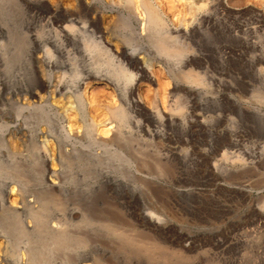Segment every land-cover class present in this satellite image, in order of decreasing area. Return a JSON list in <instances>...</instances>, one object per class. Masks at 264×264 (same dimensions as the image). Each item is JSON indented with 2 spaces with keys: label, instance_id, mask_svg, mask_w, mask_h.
Returning <instances> with one entry per match:
<instances>
[{
  "label": "rangeland",
  "instance_id": "1",
  "mask_svg": "<svg viewBox=\"0 0 264 264\" xmlns=\"http://www.w3.org/2000/svg\"><path fill=\"white\" fill-rule=\"evenodd\" d=\"M114 1L128 10L125 0ZM208 5H211L210 1ZM220 8L223 20L232 26L228 28L240 38L244 39L245 31L253 30L250 39L254 44H238L232 36L226 38L224 34L214 35L212 31L198 40L180 37L169 43L168 48L185 50V56L182 55L184 60L177 59L175 68L170 70L163 61L156 59L152 40L142 43L132 39L126 43L128 48L140 51L141 64L154 74L156 72L159 79V84L147 86L141 82L139 85L144 104L161 106L163 95L171 89L172 96H165L166 103L171 108L181 105V113L172 109L177 116H181L190 111L189 96L184 91L185 87H191L195 91L192 92L196 105L190 114L207 123V129L199 133L195 130L183 135L176 129L164 127L167 136H151L146 129L136 125L142 117L131 111L133 116L129 117L123 145L115 141L110 149L109 155L112 156L109 163H115L117 178L127 185L128 191L134 189L136 192L135 212L149 211L162 217L164 234L152 233L122 204L119 194L106 186L94 187L88 196L86 192H81L76 200L71 197L65 203L58 190H47L49 174L39 167L19 170L6 179L8 187L19 191L16 210L20 218L28 215L26 205L33 204L38 211L43 210L42 214L49 224L57 225L62 221L65 223L68 206L78 208L76 219L80 229L75 241L78 251L86 252L78 255V264H255L256 242L259 240L264 245V221L258 220L255 211V206H264V23L256 16L257 10L264 11V0H221ZM184 13L185 10L177 12L178 15ZM105 20L112 35L120 31L128 32L113 13H106ZM67 47L70 53L78 54L75 48ZM220 50L227 51L224 57L219 56ZM101 59L106 62L107 55H102ZM40 69V75L51 69L54 74L57 73L56 77L64 70L59 65L52 68L42 65ZM130 70L135 72V69ZM164 81L168 82L167 85ZM1 86L4 92L8 90L6 83ZM30 87L27 83L14 94H6L5 103L14 100V104L10 108L0 103V108H6L0 109V130L1 124L11 125L14 121V117L7 116L9 109L14 115L21 103H45L43 99L46 98V103L49 100L54 102L51 105L53 122L36 116L40 131H37L38 136L29 142V131L24 128V133L23 129L21 133L14 131L16 137L7 136L8 151H15L17 155L21 153L18 155L21 157L31 152L29 149L33 145L32 152L36 153L41 140L45 139L49 151L55 154L57 167L67 155L66 158L74 163V169L75 164L79 166L77 174L85 177L81 179L80 186L89 183L100 185L102 167L93 165L88 168L92 161L83 155L86 151L76 157L60 146L63 132L58 124L64 114L59 102L61 96L35 88L45 97L39 100L29 95L27 91ZM89 87L99 99L100 116L108 117L109 107L119 103L116 97L111 96V87L104 82H96ZM196 90L202 95L205 93L207 99L200 100ZM237 103L246 109L240 110ZM247 108L259 110L261 114H251ZM144 124L150 131L155 128L148 122ZM79 126L82 132L84 123L79 122ZM181 136L187 140L183 141ZM131 145L137 147L135 152L126 150V146L130 148ZM95 147L96 153H103L100 146ZM169 148L180 155L188 152L190 155L179 161ZM212 163L221 167L216 175L207 172V165ZM61 181L64 183V180ZM5 215L0 213V219ZM23 237L26 239V236ZM40 239L42 244L39 247L50 243L47 233ZM62 255L55 254L43 263L39 259L36 264H63ZM9 256L6 263L11 259ZM64 257L68 258L64 264H70L69 255L64 253Z\"/></svg>",
  "mask_w": 264,
  "mask_h": 264
},
{
  "label": "bare ground",
  "instance_id": "2",
  "mask_svg": "<svg viewBox=\"0 0 264 264\" xmlns=\"http://www.w3.org/2000/svg\"><path fill=\"white\" fill-rule=\"evenodd\" d=\"M125 2L128 5L127 11L114 0L109 2L0 0V84L4 86L6 83L8 88L4 92V87L1 86L0 103L13 108L14 100L7 104L3 99H6V94H14L17 89L24 88L27 83L31 85L30 89H27L31 97L39 100L45 98L40 92L35 91V88L46 89L49 90L48 94L61 96L59 102L64 114L58 124V128L63 132L59 141L60 146L74 153L76 157L80 152L86 151L83 155H87V160L93 162L89 163L88 168L100 165L103 172L100 176V185L89 183L80 186L84 175L81 177L77 174L76 168L79 169V166L75 164L74 169V163L68 160L66 155L65 160H58L60 166L57 167L54 162L55 154L49 151L45 139L43 142L41 140L36 153L32 152L33 145L29 147L32 151L21 157L18 156L21 153L17 155L15 151H8L7 136L9 138L10 134L15 135L14 131L17 133L24 128L29 131L27 134L29 142L34 141L40 133L37 129L36 116L48 118L53 122L51 118L54 102L49 100L46 103V98L43 99L45 103L39 101L32 105L21 103L17 107L18 110L14 111V115L10 114L9 109L7 116L14 117V121L11 125L1 124L0 130V213L6 214L0 219V264L7 262L8 255L11 257L9 264H36L39 259L42 263L48 262L55 254L58 256L63 254L61 262L65 263L68 258L64 257V253L69 255L70 264H78V255L86 254L85 251H78L75 241L80 229L76 219L79 212L77 207L68 206L65 209V223L62 221L57 225L49 224L43 216L44 213L42 214L43 210L38 211L33 204L26 205L28 215L19 217L16 210L19 191L8 187L6 180L19 170H33L39 167L45 174H49L47 190H58L65 203L71 197L76 200L77 196H81V192H86L88 196L94 187L111 188L122 198V204L152 233L156 235L165 233L161 225L162 217L149 211L135 212L136 192L134 189L128 191L127 185L117 178L115 163H109L112 156L109 155L110 149L115 141L123 145L129 127V117L133 116L131 111L142 117L136 125L146 129L151 136H167L164 127L176 129L183 135H189L195 130L199 133L207 129V123L200 117L190 114L196 104L193 101L195 91L189 86L185 87V91L181 89L189 96L190 111L184 112L181 116L172 112V109H176V113H181L183 111L181 105L171 108L170 104L166 103L165 96L167 98L172 96L171 89L163 95L161 106L144 104L139 85L141 82H145L147 86L159 84V79L155 75L156 72L154 74L141 64L140 51L126 46L128 41L136 39L143 43L144 40H152L156 49V59L163 61L170 70L175 68L177 61L185 53L181 48H168L169 43L172 44L180 37L198 40L208 31H212L214 35L222 33L226 38L232 36L238 44H254L250 39L253 30L245 31L246 36L242 39L233 29L228 28L232 26L223 20L220 12L221 0H125ZM180 10H185L186 13L178 15L177 12ZM109 12L113 13L115 19L120 21L121 26L128 32L120 31L116 35L108 32L109 24L105 16ZM256 16L258 21L264 23V11L257 10ZM67 46L75 48L78 54L70 53ZM226 52L220 50L219 56ZM233 53L236 54L235 51ZM102 55H107L106 62L101 59ZM42 65L48 68L59 65L64 70L59 77H56L57 73L54 74L51 69L45 75H40ZM130 68L135 69V72H131ZM186 76L190 77L188 74ZM96 82L108 84L111 87V96L119 101L118 104L109 107L111 111L108 117L100 116L99 99L96 92L89 87ZM205 95L197 92L200 100H206ZM214 101L217 102V99ZM3 106L1 108L4 109ZM237 107L240 110L246 109L241 103H237ZM248 111L251 114H261L256 109ZM79 122L84 123L82 132L79 129ZM144 122L154 125L155 128L150 131ZM210 131L212 135L213 131ZM180 139L187 140L183 136ZM95 146H100L103 153H96ZM136 149V146L131 145L130 148L126 146L127 151L135 152ZM169 151L179 161L180 158L185 159L190 155L189 152L180 155L173 152L172 148H169ZM220 169L221 167L215 163L207 165L209 175H216ZM61 180H64V183ZM255 207L258 220L264 221V206ZM15 233L17 235H14ZM45 233L50 235V243L39 247L42 244L41 235ZM23 236H26V239ZM255 254V264H264V245L259 240L256 242Z\"/></svg>",
  "mask_w": 264,
  "mask_h": 264
}]
</instances>
